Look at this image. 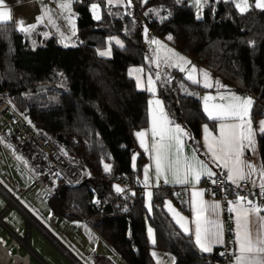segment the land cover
Masks as SVG:
<instances>
[{"label":"trees","instance_id":"obj_1","mask_svg":"<svg viewBox=\"0 0 264 264\" xmlns=\"http://www.w3.org/2000/svg\"><path fill=\"white\" fill-rule=\"evenodd\" d=\"M94 2L101 7L99 20L90 13L89 5ZM134 2L105 7L102 0H76L72 9L77 44L73 47L61 46L53 37L39 38L32 45L38 34H26L14 23L0 26V97L51 140L79 173L76 181L60 177L48 187L46 204L53 215L88 217L95 232L126 264H152L151 249L170 254L173 264H221L219 248L200 252L190 235L169 218L164 202L177 206L171 186L152 188L148 211L137 189L118 194L111 187L117 177L128 184L139 183L145 159L131 130L146 126L150 96L164 99L168 114L185 125L194 143H198L201 123L214 124L204 115L198 96L182 92L181 84L197 91L201 88L180 71L165 70L169 82L157 81V89L151 93L135 88L127 68L135 65L144 73H153L142 30L151 29L160 37L166 34L174 48L208 69L227 89L253 98V123L264 120V9L239 12L232 2L207 0L201 17L196 18L188 0ZM111 36L123 45L111 44ZM108 44L111 56L105 58L97 50ZM36 85L47 88L34 91ZM0 141L10 148L5 139ZM256 144L264 165V133H256ZM20 150L26 157L35 154L28 144ZM25 162L36 175V168L26 158ZM105 164L110 166L107 172ZM86 179L102 189L96 193L85 185ZM94 203L103 208L92 209ZM145 222L153 231L152 244L146 237Z\"/></svg>","mask_w":264,"mask_h":264},{"label":"snow or ice","instance_id":"obj_2","mask_svg":"<svg viewBox=\"0 0 264 264\" xmlns=\"http://www.w3.org/2000/svg\"><path fill=\"white\" fill-rule=\"evenodd\" d=\"M129 4L131 0H128ZM146 2V0H145ZM227 2H234V0H227ZM111 4L112 0H108ZM199 3V0H197ZM236 8L241 12L247 11V0H243L241 3H236ZM255 6L264 9V0H256ZM67 8L68 5H62ZM91 8L94 13V18L99 20L101 16L97 13L99 5L93 3ZM149 11H155L150 9ZM148 13H145L147 15ZM39 20L40 17H37ZM17 23L20 27V31H28L23 27L24 21H13L11 9L5 5V0H0V26L9 23ZM31 27H35L32 25ZM147 31V30H145ZM171 39V36L168 37ZM154 44L160 45L157 40L152 41ZM117 45H120V40H115ZM122 46V45H121ZM161 48L165 47L160 45ZM171 56L163 57V62L171 64L173 57L178 56L172 49H167ZM157 56L159 57V49L157 50ZM99 55L107 56L109 52L100 51ZM179 61L183 64H190L184 57L178 56ZM181 72H185V68L181 64H176ZM135 71H142L141 69H135ZM197 69L193 66L188 70L186 79L192 84H200L199 78L194 79L192 73ZM199 74L203 77V87L206 89L226 87L221 84L219 80L214 83L209 80V73L203 69L199 70ZM159 79V74H157ZM153 79L149 75L147 79V90L153 91ZM137 86H140L138 81ZM218 98L221 102L212 103L217 97L205 94L203 96V111L207 114V118L210 121L218 122L219 134L215 135L213 131H210L209 126L205 124L203 126L204 141L203 147L205 155L209 156V160L205 161L199 158V156L192 154L186 156L184 154L185 141L183 139L186 135L183 129L178 124H174L173 121L167 120V118L160 114V116L152 115L150 120V129L138 130L135 132V136L140 141V146L145 148L146 151H150V158L155 164V177L159 181L163 178L165 184L176 183L179 185L192 184L195 188V184L201 182L203 178H208L210 182L215 185L218 182V177L222 176L220 183L230 182L235 185L236 188L240 187L241 181H248L255 187L256 181L252 180L254 172H256V166L244 159V150L246 148L255 152L254 148V127L250 117V106L254 103L251 97H241L236 94L225 96L218 93ZM152 101H149L151 104ZM160 101L157 100L156 104ZM167 121V123H165ZM259 123L258 131L264 133V120ZM151 133L150 147L146 144V137L148 132ZM197 150H194V153ZM135 160V156L133 157ZM213 167L221 168L226 175L213 171ZM110 166L105 164L104 170L109 171ZM145 186L148 184V167H145ZM261 178L260 189L261 196L264 198V166L259 171ZM193 181L195 183H193ZM117 192L123 191L119 187L116 188ZM221 191H227V189L221 188ZM204 190H193L192 195V207L193 213L191 223L195 225V244L202 252H211L214 245H222L224 243L223 229L221 222L218 219L219 209L221 204L219 202H209L203 199H198L203 196ZM214 195V193H213ZM146 196L150 201L152 193L147 192ZM166 203H168L166 201ZM227 211L234 213L235 222V239L232 242L235 245L233 252L234 264H264V212L258 204L253 203L248 196L236 194L235 200L227 201ZM169 211L173 212L178 219L176 223L189 232V229L185 228V224L182 221L185 217L180 213L175 212V209L169 205ZM149 237H152V229H148ZM224 255V253H221Z\"/></svg>","mask_w":264,"mask_h":264},{"label":"crops","instance_id":"obj_3","mask_svg":"<svg viewBox=\"0 0 264 264\" xmlns=\"http://www.w3.org/2000/svg\"><path fill=\"white\" fill-rule=\"evenodd\" d=\"M102 1H103V4L106 5V7H111V6H116V5H125V4L135 5L134 0H131L130 4L127 3L126 0H112L111 4L108 3V0H102ZM225 1H227V0H225ZM247 1H248L247 9H249L251 7L257 8V7H255V0H247ZM67 3L68 2L65 0H24L22 2H18V3L12 4V5H8L5 3V5L9 9H11L13 21H19L22 19L25 22L23 25V27H25V28L30 27L32 25H35L34 29L37 32H39L40 34H38L39 37H37L33 40L34 42H31L32 45H34L35 42H37V39H39V38L45 39L48 37H53L60 44V42H61L60 40H62L64 38L63 31H62L64 28V26H63L64 12L62 10V5H65ZM67 5H68L67 8L72 10V5H69V4H67ZM239 12H241V11H239ZM37 17H40V19L38 20ZM13 23H14L15 27L19 30L20 26L15 22H13ZM145 30L148 31V29H145ZM147 31H145V34L149 37V39L147 41H145L143 39V42H144V49L147 53L150 64L154 67L153 73H150L152 75V77L154 78L153 79L154 83L152 86L153 91H151V93L155 92L157 89V87H156L157 81H158V79H156L157 74H161L160 72H164L165 70L167 71L169 69H176V70L180 71L179 67L175 66L176 64H181V62H182V61H179L178 56H182L187 61H190L191 67L195 66V68H196L198 66H201L198 62L188 58L182 52H180L176 48H174L170 42V39H168V36L166 34L162 35V37H160V36L156 35L153 30H151V31L154 34H147ZM22 32L27 34L26 31H22ZM117 39L120 40L116 36H111L109 38V41L111 44H113L117 47H121V45H123L121 40H120V42H121L120 45H117L115 43V40H117ZM153 40L159 41L160 45H164L165 47L161 48L160 45L154 44L152 42ZM158 49H159L160 55L171 56L172 54L169 53L167 51V49H172L175 53H178V56L173 58L171 64L162 62L161 63L162 66L159 67L158 64L156 63V59H155V58L158 59V56L156 54ZM100 51L109 52V55L102 56V57L109 58L111 56V50H110V47L108 45H106L104 48L98 49L97 50L98 54ZM158 60H160V59H158ZM201 67L203 70H205L209 73L210 77L212 78L213 83L216 80H219L220 82H222L217 76L212 75L210 73V71H208V69H206L203 66H201ZM135 69H140V68L135 66V65H130L127 68L128 76L134 81L135 88L138 91H144V90L148 91L147 90L148 84H147V80L145 78L146 73H144L142 71L137 72V71H135ZM181 73L183 74V72H181ZM138 81L140 82L139 87L137 86ZM198 86L201 88L198 91V98L200 100V105H201L202 111H203V103H204L202 98L205 94H209V95L217 97V99L212 101V103L221 102L218 98V93L225 95L226 97L230 96L231 94H236V95H239L241 97H250L247 94H241V93L233 92L232 90L227 89V87H221L219 89H217L215 87L211 88V89H206V88L200 86L199 84H198ZM148 92H150V91H148ZM157 100L160 101L159 104H156ZM149 101H152V103L149 104ZM250 108H251V106H250ZM161 113H163V115L167 118V120H171L174 122V124H177V122L174 121L173 118L166 111L164 99L161 98L160 96L154 94V95L149 97L148 102H147L148 121H147L146 126L136 127V128H133L131 130V134H132V137L134 139V142L137 145L138 149L142 152L143 157L145 159V164L142 167L141 178H140L139 183H138V185L141 189V195L142 196L144 195V191L148 190L149 192H151L152 188H155V187L181 186V185L176 184L174 182L169 183V184H165L163 182V178H161L159 181L156 180L155 164H154V161L150 158L151 153H150V151H146L145 148H142L140 146V141L135 136V132L138 130L150 129V120H151L152 115L160 116ZM203 113L207 117V114L204 111H203ZM259 121H261V119H257L256 122L253 123V127L255 129L254 136H253L255 152H253L249 148H246L244 150V159H246L247 161H250L251 163H253L256 166V172H254V174L252 176V180L256 181V185L254 187L253 184L251 183L252 192L246 193L245 196H248V198L251 199L253 201V203L258 204L262 209H264V198H262V196H261V189L259 187L260 182H261V178L259 176V171L261 170L262 166H264V165L260 162V158H259L258 150H257V144H256V133L259 132L258 131V129H259V123L258 122ZM165 123H167V121H165ZM205 124L206 123H201L199 125L198 143H194L192 141L191 135H190V133L186 127L182 126L181 124H178L183 129L184 133L186 134L183 137V139L185 141L184 154L186 156H190L192 154H195V155L199 156V158L202 160H205V161L209 160V156L205 155V150L203 147V141H204L203 126ZM209 129H210V131H213L215 135H218L219 134L218 122H214L213 127L209 126ZM150 140H151V133L149 131L148 135L146 137V144H148L149 147H150ZM7 143L9 145H12V142H10V141H7ZM194 150H197V151H195V153H194ZM145 167H148V169H149V172H148L149 179H148L147 186H145V172H144ZM220 170H222V169L219 167H213V171H215L217 173ZM29 171L30 170H28V173H29L30 177L32 178V176H34V175H32ZM193 183H195V182L193 181ZM183 186H187L189 188V190H188V196H189V199H188L189 200V208H188V210L187 211H181L176 205H174L169 200L167 201L168 203H166V201L164 202V209H165L166 213L168 214L169 218L175 224V226L181 232H183L185 234H189L194 245H195V247L200 252H202L199 249V247L195 244V235H194L195 225L191 223L192 217H193V213L191 211V207H192V203H191L192 195H191V193L193 190H203V189L201 188L200 183L195 184V188H193L192 184L183 185ZM111 187L115 190L117 187L124 190V186L120 185V184H112ZM42 189H44V188H42ZM45 189H47V192H48V188H45ZM198 199H203V200L209 201V202H219L221 204V208L219 209V213H218V219L222 225V229H223L222 239L224 241V229H225V227H224V220H223L222 202L215 197L207 195L205 192L203 193V196L198 198ZM235 199H236V196H233V197H230L228 200H235ZM44 202H45L44 204L47 207L46 197L44 199ZM169 205L175 209V212H178V213H180V215L185 217V220L182 221V223L185 224V228L189 229V232H185V230L182 229L179 226V224L176 223V220L178 219V217H176L173 212L169 211ZM47 210L49 211L48 207H47ZM29 212L37 220V222H39V224H52L54 230L57 233H59L60 236H62L63 240L66 242L67 245H65L63 242H61L63 244V246H65L81 262H83V264H126L112 250V248L95 232V230L91 227V225L89 223V219L87 221H83L81 218H77V217L68 218L65 216L53 215L50 211L48 213H45V214L42 213L39 215V217H36V215L34 213H32L31 211H29ZM234 215H235L234 213H229V217H230L231 224H232L233 241L235 239ZM261 215H264V212H262ZM58 219H62V222H60V220H58ZM72 221H75V223H77V224H72ZM22 224H25L24 219H22ZM145 231H146V228H145ZM152 234H153V231H152ZM74 235H76L77 237H75ZM146 237H147V232H146ZM147 240H148L149 244H152L154 239H152V241H151L147 237ZM68 244H69V246H68ZM220 246L221 245H219V244L214 245L212 251L215 248H220ZM233 248H235L234 244H233ZM211 252H202V253L207 254V253H211ZM150 253H151V257L153 259L152 264H158V263H160V264H173L174 263V258L166 252H161V251H158L155 249H151ZM153 255H154V257H153ZM63 259H65V258L63 257ZM66 261H67L66 262L67 264H70L68 262V260H66ZM61 264H63V263L61 262ZM233 264H234V258H233Z\"/></svg>","mask_w":264,"mask_h":264},{"label":"built area","instance_id":"obj_4","mask_svg":"<svg viewBox=\"0 0 264 264\" xmlns=\"http://www.w3.org/2000/svg\"><path fill=\"white\" fill-rule=\"evenodd\" d=\"M147 34H154L151 30ZM241 94H246L242 92ZM9 133V134H8ZM9 136L15 139L16 145L19 147L23 144L30 145L35 154L32 157H26L25 153L21 154L36 168L37 174L32 176L33 185L41 188H48L51 184L60 177H67L70 180H78L80 178L77 170L68 162V160L59 152L57 146L49 139L45 138L41 133L34 130L11 106V104L0 97V139L3 137L6 141L12 142ZM2 144L0 141V150ZM218 173L226 175L223 170ZM218 182L213 185L208 178H203L200 182L204 192L212 197L219 199L222 202L223 220H224V243L219 248L221 256V264H233V233L232 224L227 211V201L230 197L246 195L252 192V185L248 181H241L240 187L236 188L230 182L220 183L222 176L218 177ZM120 184L124 186V190L132 188L137 189L141 195V189L137 183L128 184L125 178L117 177L112 184ZM221 188L227 191H221ZM171 193L176 199L177 206L181 211H187L189 208V196L187 186H171ZM122 192V191H121ZM118 192V194H121ZM214 193V195H213ZM0 195L8 202V205L0 210V218L8 209L14 207L25 221L24 236L18 237L10 229H8L0 219L1 226L10 235L11 239L7 245L0 244V264H45L30 248L29 245V228H36L45 239L66 259L70 264H83L75 257L66 247L51 235L32 214L19 203V201L0 184ZM90 207L95 210H101L103 204L94 203ZM87 221L88 217L81 218ZM12 247V251L9 249ZM224 253V255H221Z\"/></svg>","mask_w":264,"mask_h":264},{"label":"rangeland","instance_id":"obj_5","mask_svg":"<svg viewBox=\"0 0 264 264\" xmlns=\"http://www.w3.org/2000/svg\"><path fill=\"white\" fill-rule=\"evenodd\" d=\"M67 1L69 5H72L76 0H65ZM127 3L128 0H126ZM144 0H140V3L142 4ZM207 0H199V3H197V0H188V2L191 4L193 8V12L196 18H200L202 15V9L204 4ZM256 2V0H255ZM96 3V2H94ZM236 3H241L243 5V0H234L232 4L236 8ZM91 3L89 5L91 16L94 20H97L94 18V13L91 8ZM98 4V3H96ZM99 5V4H98ZM106 7V5L104 4ZM248 6V1H247ZM256 7V6H255ZM239 10L238 8H236ZM257 9H261L258 8ZM62 10L64 12V21H63V36L64 38L60 40V45L64 47H73L77 44V39L75 35V20L76 15L75 12L70 10L69 8L62 7ZM240 11V10H239ZM97 13L100 15L101 13V7L99 5V8L97 10ZM28 31L27 34H40L37 32L34 27H27ZM143 32V39L147 41L149 37L145 34V27L142 30ZM109 46V44H108ZM110 47V46H109ZM163 55H160L156 59V63L158 66H162L161 63L163 62ZM174 58V57H173ZM162 60V61H161ZM177 60V59H176ZM178 61V60H177ZM181 65L185 68V72H183L184 77L187 76L188 70L192 67L190 64H183L181 62ZM197 71L193 72V78H199L201 80L200 86L203 87V77L199 74V70L202 69L201 66L196 67ZM159 74V82L168 83L169 78L166 76V72H160ZM151 75L149 72L145 74L146 80L148 79V76ZM152 76V75H151ZM152 79H154L152 77ZM157 79V76H156ZM186 79V78H185ZM187 80V79H186ZM209 80L212 82V78L209 75ZM188 81V80H187ZM214 81V80H213ZM190 82V81H189ZM191 83V82H190ZM198 85V84H196ZM181 89L184 94H188L191 96H198V91L195 89H191L185 84H181ZM51 101H55L56 99L54 97L50 98ZM177 124H181L185 127L184 124L177 121ZM3 138V137H1ZM4 139V138H3ZM11 139V138H10ZM2 144V141H1ZM3 145V144H2ZM3 147V146H2ZM9 149L1 148L0 150V184L5 187L18 201L21 205H23L25 208H27L29 211L34 213L36 217H39L40 214L48 213L46 205L44 204L45 197L47 198L48 192L47 189H42L39 186L33 185V180L30 177L28 170L30 169L29 165L25 162V158L21 154L20 147L16 145L14 141H12V145H9ZM23 158H22V157ZM81 175V174H80ZM76 181V180H71ZM116 184V183H114ZM149 192L148 190L144 191L143 199L144 204L146 207V210H149V203L146 193ZM8 205L7 200L0 195V210L3 209L5 206ZM1 222L10 229L14 234H16L18 237L24 236L25 233V226L26 224H22V216L18 213V211L10 206L5 211V213L1 216ZM60 222H62V219H58ZM147 222V221H146ZM145 222V228L147 232V237L149 240L152 241L153 236L150 238L148 234V229L151 228L148 223ZM72 224H77L75 221H72ZM51 235H53L60 243L63 242L65 245L66 242L63 240L62 236H60L59 233H57L52 224H41ZM153 235V234H152ZM77 237L76 235H74ZM10 235L4 230V228L1 226L0 223V244L7 245L10 242ZM62 244V243H61ZM29 245L31 250L45 263V264H67L66 260L63 259V257L58 253V251L45 239V237L42 236V234L34 227L29 228ZM63 245V244H62ZM69 246V244H68ZM65 247V246H64ZM12 251V247L9 249ZM154 257V255H153ZM65 260V261H64ZM160 264V263H158Z\"/></svg>","mask_w":264,"mask_h":264},{"label":"water","instance_id":"obj_6","mask_svg":"<svg viewBox=\"0 0 264 264\" xmlns=\"http://www.w3.org/2000/svg\"><path fill=\"white\" fill-rule=\"evenodd\" d=\"M47 88V86L46 85H36L35 87H34V91H39V90H41V89H46ZM173 101V99H172V97H170L169 98V102H172ZM177 111H176V115H177ZM175 115V116H176ZM85 185H87V186H89L90 188H92L96 193H98L99 192V190H101L102 189V186L101 185H97V184H94L93 182H92V180L91 179H86L85 180Z\"/></svg>","mask_w":264,"mask_h":264}]
</instances>
